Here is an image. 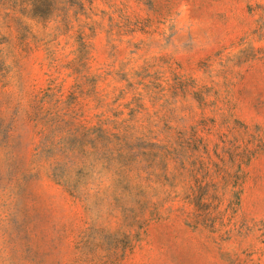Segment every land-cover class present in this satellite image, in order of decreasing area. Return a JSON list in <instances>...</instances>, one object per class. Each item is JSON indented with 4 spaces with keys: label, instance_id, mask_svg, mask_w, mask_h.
Returning a JSON list of instances; mask_svg holds the SVG:
<instances>
[{
    "label": "rangeland",
    "instance_id": "obj_1",
    "mask_svg": "<svg viewBox=\"0 0 264 264\" xmlns=\"http://www.w3.org/2000/svg\"><path fill=\"white\" fill-rule=\"evenodd\" d=\"M0 264H264V0H0Z\"/></svg>",
    "mask_w": 264,
    "mask_h": 264
}]
</instances>
